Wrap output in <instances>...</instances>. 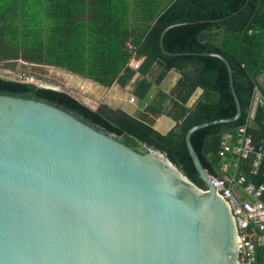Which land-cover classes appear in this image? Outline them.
Listing matches in <instances>:
<instances>
[{
	"label": "trees",
	"instance_id": "1",
	"mask_svg": "<svg viewBox=\"0 0 264 264\" xmlns=\"http://www.w3.org/2000/svg\"><path fill=\"white\" fill-rule=\"evenodd\" d=\"M161 41L173 55L163 53ZM206 52L219 53L230 62L242 107L236 122L214 123L191 133L205 170L219 176L224 164L220 149L227 134L234 139L246 127L256 147L264 140V111L253 102L255 88L264 96L258 80L264 75V0H0L3 67L21 61L59 68L103 88L132 87L133 96L141 100L172 69L180 74L174 90H160L137 117L107 106L95 109L60 89L20 80L0 78V96L44 101L116 133L136 150L157 148L201 189L206 185L187 150L186 132L237 112L226 64ZM133 60L142 61L139 69H133ZM198 89L201 95L188 106ZM161 114L176 122L167 133L154 127V117ZM228 158L229 172L240 162L238 175L257 188L264 186V166L254 171L253 154ZM257 261L264 263V247Z\"/></svg>",
	"mask_w": 264,
	"mask_h": 264
},
{
	"label": "water",
	"instance_id": "2",
	"mask_svg": "<svg viewBox=\"0 0 264 264\" xmlns=\"http://www.w3.org/2000/svg\"><path fill=\"white\" fill-rule=\"evenodd\" d=\"M204 54L226 64L237 105L234 117L186 132L207 193L157 148L136 150L44 101L0 96V264H238L234 216L190 136L236 122L242 107L228 59Z\"/></svg>",
	"mask_w": 264,
	"mask_h": 264
},
{
	"label": "built area",
	"instance_id": "3",
	"mask_svg": "<svg viewBox=\"0 0 264 264\" xmlns=\"http://www.w3.org/2000/svg\"><path fill=\"white\" fill-rule=\"evenodd\" d=\"M141 62V60L132 61L131 66L137 70ZM20 81L46 87L41 85L40 81L33 76L21 77ZM65 81L68 85L62 91L75 96L85 105H90L91 101L85 96L86 86L83 83L78 84V89L74 90L72 87L74 85H70L67 79ZM135 99L134 96L130 97L131 102ZM253 102L255 107H260L264 111V96L258 88L254 90ZM232 137L231 134H227L221 144L220 155L224 162L223 174L219 176L210 175L209 179L216 193L227 202L234 216L239 252L238 264H264L257 261L259 249L264 247V201L262 200L264 186L257 188L253 183L247 182L244 177H240L237 173L240 162L234 164L235 172H229L231 166L228 158V154L237 156L239 159L248 158L253 154L252 165L254 171H257L261 166H264V140L256 147L252 134L248 133L246 127L242 128L234 139ZM208 191V188L202 189L203 193Z\"/></svg>",
	"mask_w": 264,
	"mask_h": 264
},
{
	"label": "crops",
	"instance_id": "4",
	"mask_svg": "<svg viewBox=\"0 0 264 264\" xmlns=\"http://www.w3.org/2000/svg\"><path fill=\"white\" fill-rule=\"evenodd\" d=\"M73 76L75 77L74 81L76 83L80 82L86 86L85 96L90 101L93 100L96 103L102 102V104L104 102L105 103L108 102L107 104L110 105L113 109H122L135 117L141 115L145 111L146 105L152 103L157 98L160 90H163L166 93H170L171 91H173L180 79V74L176 72V70L172 69L171 72H169L166 78L162 81L160 86L153 87L150 95H148L143 100L135 99V101L131 102L130 98L128 97H132L134 95L133 90L130 94H127L126 91L132 89V87H127L125 89H122L121 87L115 86L113 88L107 89L87 79H83L75 75ZM258 80L259 82L261 81L262 83H264V78L259 77ZM201 93L202 90L198 89L197 92L194 93L191 99L189 100L188 106L192 105L194 101H196V99L201 95ZM115 95H117L118 97L115 98L114 97ZM175 123L176 122L174 121V119H172L170 116L166 114H161L154 117V127L157 130L161 131L162 133H167L175 125ZM231 172H235V167L234 170Z\"/></svg>",
	"mask_w": 264,
	"mask_h": 264
},
{
	"label": "rangeland",
	"instance_id": "5",
	"mask_svg": "<svg viewBox=\"0 0 264 264\" xmlns=\"http://www.w3.org/2000/svg\"><path fill=\"white\" fill-rule=\"evenodd\" d=\"M2 65L3 63H0V77L3 76L6 79L10 78L12 80H18V79L21 80V77L33 76L36 78V80L40 81L41 85H45L46 87H52L60 90H65L64 88L67 87L66 85H68V83L65 81L66 79L69 80L70 85H74L72 86L74 90H77L78 84H81L80 82L76 83L74 81L75 77L63 72V70L59 68L46 67V66L34 67L32 65H28L27 63L21 61L15 62V64L12 65L13 67L7 68L6 66L3 67ZM132 90L133 89L127 90L126 91L127 94H130ZM114 97L117 98L118 96L115 95ZM107 103L105 102L103 104L102 102L96 103L95 101L91 100L90 105L87 106H92V107L96 106L95 107L96 109L103 106L112 108Z\"/></svg>",
	"mask_w": 264,
	"mask_h": 264
}]
</instances>
